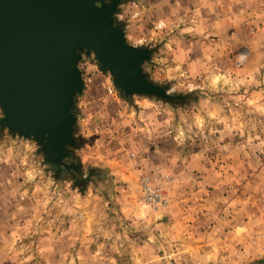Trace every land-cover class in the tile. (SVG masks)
Here are the masks:
<instances>
[{
	"label": "clouds",
	"instance_id": "1",
	"mask_svg": "<svg viewBox=\"0 0 264 264\" xmlns=\"http://www.w3.org/2000/svg\"><path fill=\"white\" fill-rule=\"evenodd\" d=\"M144 2L103 0L104 6L115 3L112 27L122 33L125 47L150 53L138 70L163 95L129 92L111 68L104 69L114 82L102 81L99 103L86 106L79 91L74 94L70 144L76 151L66 144L59 162L44 150L47 138L41 143L2 123L7 117L0 107V264L264 260V0H192L190 12L181 0H148V7ZM149 13L156 19L146 31ZM210 36L217 40L204 43ZM157 37L168 39L153 53ZM226 48L235 49V72L213 64ZM149 63L151 70L145 68ZM114 90L127 95L113 116L108 105ZM150 93L160 99L142 104ZM217 95L224 103L213 101ZM163 98L169 104L161 107ZM178 98L185 104L173 107ZM77 109L80 115H74ZM86 128L97 137L91 149ZM123 128L132 136L119 135ZM110 141L119 149L120 165L106 148ZM213 155L231 164L205 170ZM105 191L128 222L120 231L102 205ZM186 196L191 207H182ZM57 223L67 227L53 230ZM201 241L202 248L193 247Z\"/></svg>",
	"mask_w": 264,
	"mask_h": 264
},
{
	"label": "water",
	"instance_id": "2",
	"mask_svg": "<svg viewBox=\"0 0 264 264\" xmlns=\"http://www.w3.org/2000/svg\"><path fill=\"white\" fill-rule=\"evenodd\" d=\"M113 11L115 3L108 7L103 0H0V107L7 117L2 123L41 143L47 138L44 150L58 162L65 145L74 143L71 109L74 94L79 91V98L86 87L84 54L94 55L103 72L111 68L129 92L163 95L138 70L150 53L125 47L122 33L112 27Z\"/></svg>",
	"mask_w": 264,
	"mask_h": 264
},
{
	"label": "rangeland",
	"instance_id": "3",
	"mask_svg": "<svg viewBox=\"0 0 264 264\" xmlns=\"http://www.w3.org/2000/svg\"><path fill=\"white\" fill-rule=\"evenodd\" d=\"M128 1V0H127ZM136 1H139V0H136ZM149 25H150V21H149ZM175 34V33H174ZM161 39L163 40H167L168 37H157V38H154L151 45L153 46V50H154V53L157 52L160 47H161ZM211 39H214V38H211ZM228 50V51H226ZM234 51L235 49H231V48H226L222 53L223 56H224V59H214L213 61V64L215 66H218L222 69H226V70H231L233 72L237 71L236 67H235V64L233 62V56H234ZM230 58V59H228ZM262 63H264V61H262ZM80 68L81 70H83L85 72V74L83 73L84 76V79H89L90 80V83H92V80H93V77L92 74H93V70L97 71V72H100L101 71V67H100V64L98 62V60L95 58L94 55H91V56H86L84 54V57L80 63ZM145 68L147 70H151V64H146L145 65ZM261 72L264 73V68L261 69ZM102 79H100L98 82H94V83H98L99 85L102 83V81H110V82H114L113 80V77L111 76L110 73H105L104 75L102 74ZM241 92H243V89H241ZM114 94H116V98L118 99H121V100H124L126 99L125 97V94L123 92H121L120 90H114ZM81 97V95L79 96ZM97 99L95 96H93V98L91 100V103H89L87 106H93L95 105L94 104V100ZM158 98L156 97H152L151 100H156ZM224 100H225V97L223 95H217V96H213V101L216 102V103H224ZM146 100L145 99H142L140 102L143 103L145 102ZM149 101V100H147ZM147 103H153L151 101L147 102ZM171 105L173 107L175 106H183L185 104V101L184 99L182 100H175V101H171L170 102ZM229 103H231L229 101ZM169 104V101L167 100H164V105H161V107L163 106H166ZM193 107H195V105H193ZM135 109V108H134ZM75 113H80V110L77 109V112L75 110ZM0 115H2V113H0ZM79 115V114H77ZM83 119V117L81 118ZM86 134L89 136V141H88V147L89 149L92 148V143L95 139H97V137L92 133V134H89L88 132V129L86 130ZM79 143H83V140H80ZM106 148L108 150V152L110 153H113V156H112V162L116 165H120L123 163L122 160H118L116 159L118 156L116 155H119L118 152H119V149L118 147L116 146L115 142H111L109 144H106ZM69 150L70 151H76V147H69ZM188 150H191V149H188ZM186 150V151H188ZM117 153V154H116ZM229 164H231V161H226L225 159L223 158H218L216 157L215 155L211 156L210 158V162H207L205 163L204 165H212V167H215V169H217V171H219V169L221 168H225L227 167ZM74 171V169H73ZM127 175V173H126ZM238 188V191H237V195L238 196H241L243 198V195H245L244 193V190L242 188V186H237ZM209 193H211V189H208ZM102 195V205H107V210H108V217H109V221L110 223H114L116 225V228H117V231H120L121 230V225H124V227H127L128 225V222L125 221L123 219V216L120 214V210H119V206L116 205L113 201L112 198H110L107 194V192H102L101 193ZM117 194L115 192H113V196H116ZM186 200H187V204L186 205H182V207H191L192 206V199L190 196H186L185 197ZM261 206H264V205H261ZM46 219H48L49 217L48 216H45ZM61 226V225H60ZM67 226L66 224L61 226V227H65ZM197 226L200 227V231L202 232L204 230V227H203V217H200L197 219ZM130 235H133L132 233H130ZM133 238H139V239H143V237L140 235V234H135L133 235ZM77 247H79V245H77ZM193 247H199V248H202L203 247V242H198L197 244H194ZM92 250H95V244L92 245ZM253 264H264V260H257V261H254Z\"/></svg>",
	"mask_w": 264,
	"mask_h": 264
},
{
	"label": "crops",
	"instance_id": "4",
	"mask_svg": "<svg viewBox=\"0 0 264 264\" xmlns=\"http://www.w3.org/2000/svg\"><path fill=\"white\" fill-rule=\"evenodd\" d=\"M125 2H128L127 0H125ZM137 3H139V1H136ZM181 4H182V7H184V8H187L188 10H189V12L191 11V6H192V0H181ZM144 6L145 7H148V0H145V2H144ZM218 11V13H220L221 15L223 14V11L221 10V9H218L217 10ZM164 14H166V13H162V15H164ZM156 19V16L154 15V14H152V13H149V15H147L146 17H145V19H144V21H143V23H144V26H145V30L147 31L148 29H151V27H152V22L154 21ZM207 19L209 20V21H211L212 19H214V18H212V17H207ZM149 21H150V25H149ZM175 35V34H174ZM211 38H214V39H211ZM186 39V43L187 42H189V38H185ZM217 40V37H215V36H210L209 37V40L208 41H205L204 43H210V42H213V41H216ZM191 43H192V45L195 47L196 46V42L195 41H191ZM153 48V46L151 45V49ZM153 50V49H152ZM224 51V50H223ZM223 51H220L219 52V55L216 57V59H224V56H223V54L222 53H224ZM226 51H228V50H226ZM153 52H154V50H153ZM228 59H230V58H228ZM83 71V70H82ZM83 73L85 74V72L83 71ZM102 74L104 75L105 74V72H103L102 70L100 71V72H97V71H95V70H93V74H92V76L91 77H93V80H92V83H90V80L88 79H85V81H88V83L86 84V87H85V91H84V93L81 95V97H79L78 99L80 100V102H81V104H84V105H88L89 103H91V101H93V100H91L92 98H93V96H95L97 99H95L94 100V104H97V103H99L100 102V100H101V97L104 95V93H103V90L101 89V87H100V85L98 84V83H94V82H98L100 79H102ZM85 76V75H84ZM116 94H114L113 95V97L112 98H110L109 99V105H108V111H109V113H110V115H113L114 116V112H113V109H116V108H118L121 104H123L124 103V101L126 100V99H124V100H121V99H118V98H116V96H115ZM151 98L152 97H147V96H145L143 99H145L146 101L145 102H143L142 104H150V103H147V102H149V101H151V102H153L152 100H151ZM147 100H149V101H147ZM132 111H138V109H134V108H132L131 109ZM76 112H77V110H76ZM77 114H79L80 115V113H77ZM82 118V117H81ZM86 130H87V128H86ZM88 132H89V134H92V132L88 129ZM119 135H121V136H124V137H129V136H132V131L130 130V129H128V128H123L122 130H120V132L118 133ZM10 135H12L13 136V138H14V134H11L10 133ZM111 142H113V141H110V142H106V144H109V143H111ZM161 150L162 151H164V150H166L163 146H161ZM119 153V152H118ZM117 154V153H116ZM116 156H118L116 159H118L119 161L120 160H122V158H121V154H119V155H116ZM203 167H204V169L205 170H211L212 168H215V167H212V165H203ZM242 196V195H241ZM26 205H27V201H25L24 202ZM252 211H255V209H251ZM48 220H49V218L48 219H46V217H44V224L42 225V226H47V222H48ZM56 227H61L60 226V224L59 223H57L56 225H54V228H53V230H55V228ZM65 227H67V226H65Z\"/></svg>",
	"mask_w": 264,
	"mask_h": 264
},
{
	"label": "flooded vegetation",
	"instance_id": "5",
	"mask_svg": "<svg viewBox=\"0 0 264 264\" xmlns=\"http://www.w3.org/2000/svg\"><path fill=\"white\" fill-rule=\"evenodd\" d=\"M70 151V150H69Z\"/></svg>",
	"mask_w": 264,
	"mask_h": 264
}]
</instances>
